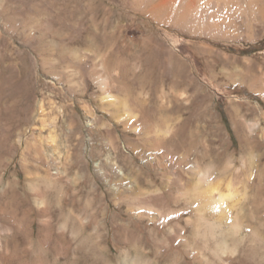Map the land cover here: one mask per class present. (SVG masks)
<instances>
[{
    "label": "rangeland",
    "instance_id": "1",
    "mask_svg": "<svg viewBox=\"0 0 264 264\" xmlns=\"http://www.w3.org/2000/svg\"><path fill=\"white\" fill-rule=\"evenodd\" d=\"M17 2L0 0V264L242 257L249 236L215 255L181 194L212 197L240 160L236 113L264 156V0Z\"/></svg>",
    "mask_w": 264,
    "mask_h": 264
},
{
    "label": "bare ground",
    "instance_id": "2",
    "mask_svg": "<svg viewBox=\"0 0 264 264\" xmlns=\"http://www.w3.org/2000/svg\"><path fill=\"white\" fill-rule=\"evenodd\" d=\"M262 83L264 75L255 76L253 86L259 89ZM262 96L264 98V94ZM233 119L242 143L240 160L226 163L227 156L224 153L223 159H218L219 184L212 197L199 195L196 189L185 191L181 196L199 211L197 234L203 237L206 243H209L210 239H217L215 255L220 257L229 238L238 245L239 242L234 236L242 232L249 236L248 243L243 248V256L231 261V264H264V156L252 152L258 144L252 133L255 127L248 130L245 123L239 119L238 113ZM56 188V185L48 187L46 192ZM50 214L52 215L51 207L37 213L39 217ZM64 215L61 211V216ZM61 239L66 240L65 236H61ZM89 260L104 263V256L98 245L93 247L90 254L83 255L77 263H86Z\"/></svg>",
    "mask_w": 264,
    "mask_h": 264
},
{
    "label": "crops",
    "instance_id": "3",
    "mask_svg": "<svg viewBox=\"0 0 264 264\" xmlns=\"http://www.w3.org/2000/svg\"><path fill=\"white\" fill-rule=\"evenodd\" d=\"M17 1H20V2L15 3L14 7H12L11 10H13V11H21V12L22 11H27V7H25L26 4L23 3L25 0H17ZM41 36H44V34H40L39 38Z\"/></svg>",
    "mask_w": 264,
    "mask_h": 264
}]
</instances>
